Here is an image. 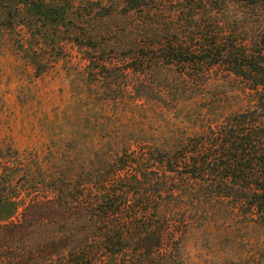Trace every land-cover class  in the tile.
<instances>
[{"label":"trees","instance_id":"1","mask_svg":"<svg viewBox=\"0 0 264 264\" xmlns=\"http://www.w3.org/2000/svg\"><path fill=\"white\" fill-rule=\"evenodd\" d=\"M218 3L78 2L74 40L91 74L168 106L229 83L247 104L223 118L212 106L206 130L170 145L136 137L87 159L0 155V206L25 201L0 220V264H184L188 233L210 221L264 225V40ZM218 264H264V250Z\"/></svg>","mask_w":264,"mask_h":264},{"label":"rangeland","instance_id":"2","mask_svg":"<svg viewBox=\"0 0 264 264\" xmlns=\"http://www.w3.org/2000/svg\"><path fill=\"white\" fill-rule=\"evenodd\" d=\"M79 1L0 0V155L87 159L136 137L170 145L206 130L203 114L214 112L212 106L224 107L217 110L223 118L247 104L236 102L229 83L211 85L204 99L168 106L134 98L110 78L91 74L86 52L74 40L82 26ZM216 6L213 11L236 21L240 31H258L264 40V0ZM214 95L220 101L212 103ZM23 202L19 196L1 205L0 220L15 217ZM259 248L264 250V225L224 216L188 233L184 264L247 258Z\"/></svg>","mask_w":264,"mask_h":264}]
</instances>
